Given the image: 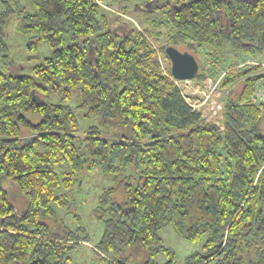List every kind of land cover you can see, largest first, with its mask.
Listing matches in <instances>:
<instances>
[{
    "label": "trees",
    "instance_id": "trees-1",
    "mask_svg": "<svg viewBox=\"0 0 264 264\" xmlns=\"http://www.w3.org/2000/svg\"><path fill=\"white\" fill-rule=\"evenodd\" d=\"M128 1L162 18L151 28L118 23V5L106 0H0L1 57L11 17L29 48H53L29 74L0 69V264H67L88 234L56 210L93 167L113 176L91 210L103 223L94 249L107 264H174L158 233L167 224L190 241L204 237L186 264H264V102L255 95L264 71L240 65L264 53V0ZM167 45L205 56L197 80L224 72L217 128L162 67ZM73 88L76 107L102 129L78 134L72 108L46 100H68Z\"/></svg>",
    "mask_w": 264,
    "mask_h": 264
},
{
    "label": "rangeland",
    "instance_id": "rangeland-1",
    "mask_svg": "<svg viewBox=\"0 0 264 264\" xmlns=\"http://www.w3.org/2000/svg\"><path fill=\"white\" fill-rule=\"evenodd\" d=\"M107 3L118 5L111 7L113 13L116 14L114 18L119 20H130L138 27L151 28L152 24L149 20L153 18H162V9H153V5L144 6L139 5L140 1H128V0H106ZM138 7V8H137ZM149 8V9H148ZM121 11L127 12V14ZM118 14V15H117ZM132 15V16H131ZM128 20V21H129ZM129 21V22H130ZM165 33L166 28L160 27ZM7 59L0 56V69L9 68L12 70H22L25 73H31V67L34 64H38L43 61L45 57L52 54L53 48L49 46L45 41H40L35 49L29 48L31 42V36L21 33L17 29L16 18L11 17L7 23ZM165 35L160 38V42H165ZM70 41L69 35L66 36L64 44ZM181 51H188L184 46H176ZM199 64V67L205 62V56L200 53L192 52ZM160 62L165 71L170 68V61L164 55H160ZM247 61V60H246ZM248 61L258 63L261 65L260 69L264 71V53L257 56V58H248ZM244 63V62H242ZM253 63V64H254ZM241 65V64H240ZM224 72L218 77H206L203 80H197L195 78L188 80H180L178 82L181 90L184 93L185 98L189 101L191 106L201 111L202 116L207 120L215 124H219L222 110L218 109L215 113L212 108L214 102H217L218 106H223L224 99L222 98L225 93L224 89L220 86V79ZM239 84L235 85V91L238 90ZM218 93V95H216ZM207 94L209 95L207 97ZM46 100L55 103H64L72 108L75 117L77 119V133L82 134L91 126H96L102 129V122L99 117H86L84 116V110L76 107L78 102V90L73 88L71 90L70 98L68 100H62L56 93H49L46 96ZM32 121L37 122L38 116L32 117ZM262 132L264 133V119L262 120ZM123 137V136H122ZM83 157L86 155L83 153ZM113 184V176L103 173L100 168L93 167L91 170H86L82 176V182L80 187L74 191L70 197V205L67 208H57L58 218L64 222L65 225L70 228L78 226L77 219L82 222V225L87 230L88 242L80 243L69 251V260L67 264H107L101 256L95 251L94 245L99 240L102 231L103 223L95 219L92 215V208L97 202L98 194L106 187ZM10 197L15 203L17 210H20L23 206L24 199L22 195L13 188H10ZM75 215L79 216L77 218ZM159 236L162 242L174 252L175 261L174 264H186V258L193 252L203 251L204 237L199 241H190L178 234L171 224H167L159 229ZM156 260L160 263H165L168 260V256L164 253L157 255Z\"/></svg>",
    "mask_w": 264,
    "mask_h": 264
},
{
    "label": "water",
    "instance_id": "water-1",
    "mask_svg": "<svg viewBox=\"0 0 264 264\" xmlns=\"http://www.w3.org/2000/svg\"><path fill=\"white\" fill-rule=\"evenodd\" d=\"M159 6V4H154ZM165 54L170 61V72L177 80H188L194 78L199 69V64L196 57L188 52L181 51L173 45H167L165 47ZM217 128L218 125L212 123Z\"/></svg>",
    "mask_w": 264,
    "mask_h": 264
},
{
    "label": "built area",
    "instance_id": "built-area-1",
    "mask_svg": "<svg viewBox=\"0 0 264 264\" xmlns=\"http://www.w3.org/2000/svg\"><path fill=\"white\" fill-rule=\"evenodd\" d=\"M245 63H251V64H253L254 62H250V61L247 60L246 62L241 63V65H244ZM254 64H258V63H254ZM178 81H180V80H178ZM182 92H183V91H182ZM218 93H219V92H217L216 95H218ZM183 95H184V93H183ZM255 95H256V97H257L258 100L264 102V85L260 86V87L257 89ZM208 96H209V95L207 94V97H208ZM186 100H187V98H186ZM187 101H188V100H187ZM188 102H189V101H188ZM213 102H214V105L212 106V108H213L212 111H214V112L216 111V112H217L218 109L222 110V107H223L222 105H221V106H218V105H217V102H215L214 100H213ZM216 112H215V113H216Z\"/></svg>",
    "mask_w": 264,
    "mask_h": 264
}]
</instances>
